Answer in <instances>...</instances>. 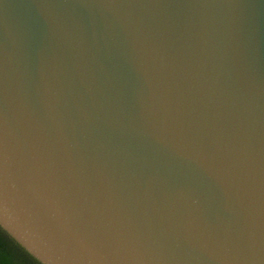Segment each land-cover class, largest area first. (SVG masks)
I'll return each mask as SVG.
<instances>
[{
  "label": "water",
  "instance_id": "95a60500",
  "mask_svg": "<svg viewBox=\"0 0 264 264\" xmlns=\"http://www.w3.org/2000/svg\"><path fill=\"white\" fill-rule=\"evenodd\" d=\"M0 228L41 264H264V0H0Z\"/></svg>",
  "mask_w": 264,
  "mask_h": 264
},
{
  "label": "trees",
  "instance_id": "16d2710c",
  "mask_svg": "<svg viewBox=\"0 0 264 264\" xmlns=\"http://www.w3.org/2000/svg\"><path fill=\"white\" fill-rule=\"evenodd\" d=\"M0 229V264H41Z\"/></svg>",
  "mask_w": 264,
  "mask_h": 264
},
{
  "label": "flooded vegetation",
  "instance_id": "af4514ba",
  "mask_svg": "<svg viewBox=\"0 0 264 264\" xmlns=\"http://www.w3.org/2000/svg\"><path fill=\"white\" fill-rule=\"evenodd\" d=\"M0 229H1V228H0ZM1 231H2L3 233H5L2 229H1ZM5 236L10 238V236L7 235V234H5ZM10 239H11V238H10Z\"/></svg>",
  "mask_w": 264,
  "mask_h": 264
},
{
  "label": "snow or ice",
  "instance_id": "6c2138e0",
  "mask_svg": "<svg viewBox=\"0 0 264 264\" xmlns=\"http://www.w3.org/2000/svg\"><path fill=\"white\" fill-rule=\"evenodd\" d=\"M10 238H11V236H10ZM12 239V238H11ZM13 240V239H12ZM13 242H15L14 240H13Z\"/></svg>",
  "mask_w": 264,
  "mask_h": 264
}]
</instances>
